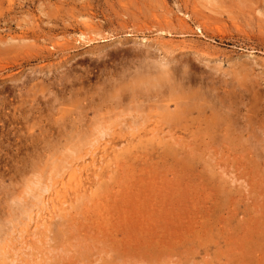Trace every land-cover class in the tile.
<instances>
[{"label": "rangeland", "instance_id": "1", "mask_svg": "<svg viewBox=\"0 0 264 264\" xmlns=\"http://www.w3.org/2000/svg\"><path fill=\"white\" fill-rule=\"evenodd\" d=\"M263 151L264 0H0V264H264Z\"/></svg>", "mask_w": 264, "mask_h": 264}, {"label": "bare ground", "instance_id": "2", "mask_svg": "<svg viewBox=\"0 0 264 264\" xmlns=\"http://www.w3.org/2000/svg\"><path fill=\"white\" fill-rule=\"evenodd\" d=\"M93 28V27H92ZM92 34V33H91ZM89 35V34H88ZM89 37V36H88ZM87 37V38H88ZM89 40V39H88ZM87 40V41H88ZM93 40V39H92ZM90 41V40H89ZM116 54V53H115ZM110 55V54H109ZM112 55V54H111ZM112 59V58H111ZM114 59V58H113ZM133 60H135V61H133ZM112 61V60H111ZM130 62H132L135 66H134V68H133V70H135V74L137 75V76H139V77H141L142 79H143V85H144V87L145 88H147V90H155V93H156V95L154 96V97H150V98H147V99H140L139 101H137V104L136 105H134L133 104V102H135L137 99L136 98H133L132 100H129V103H128V101H126L125 99L124 100H122V99H120L119 98V100H118V97H117V101L115 102L114 100L112 101V100H110V101H112V103H110V101H108V100H103L100 104H98V105H96V102H95V100H90V102H88L87 100V102H88V104H87V106L83 109V110H85V109H87V110H96L97 112L99 111V110H102L103 108H110V109H113V110H119L120 108L122 109V112H126V111H130L132 108V110H136L135 112H142V115H143V112H146V110H149V111H152V110H150V109H153L154 108V106H151V105H149V104H147V103H150L151 101H152V99H154V98H157L156 100L158 101V102H161V103H166V104H168V100H170V101H172V99H175V100H179V99H185L186 101H182V102H180V103H176V111H175V113H174V111H173V113H169V111L167 112V110H169V109H165L166 111H164V112H166V113H164V118H167L169 121L170 120H172V121H176V119L178 118V116H179V114L180 113H182L183 112V107L185 108V111L187 110V108L190 106V101H191V99H189L188 98V96H187V94H189V91H191V85L193 84L194 85V83H195V79L193 80L192 79V77H191V72H190V67H189V65L188 64H186V63H183V64H180V65H171V66H168V65H164V66H162V65H160V64H157V63H155L154 61H152V62H148V59L146 60H142V59H132V61H129V63ZM105 63V62H104ZM108 63V62H107ZM107 63H105V64H107ZM131 63V64H132ZM104 64V65H105ZM126 64V63H125ZM125 64H124V66H125ZM100 65V64H99ZM126 65H128V64H126ZM131 65L129 64L128 65V67H130ZM128 69V68H127ZM132 70V71H133ZM103 71V70H102ZM125 71V70H124ZM130 71H131V68H130ZM129 72V71H128ZM193 73V72H192ZM196 78V77H195ZM205 79V78H204ZM200 80V79H199ZM201 82V81H200ZM200 82H199V85H200ZM205 82V81H204ZM198 83V82H197ZM197 83H195V84H197ZM243 83V82H242ZM205 84V83H204ZM138 85V84H137ZM201 85H202V83H201ZM218 85V84H217ZM197 86V85H196ZM206 87H203L202 88V92L205 90V88H207L208 86H211V84H206L205 85ZM213 87H214V85H212ZM194 87H192V89H193ZM197 88H199V86L197 87ZM187 90H188V92H187ZM243 91V90H242ZM162 92L165 94V95H163L162 94ZM192 92V91H191ZM197 92H199V91H197ZM206 92V91H205ZM210 92V91H209ZM193 93V92H192ZM196 93V92H195ZM200 93V92H199ZM189 94V95H193V97H194V99L196 98V97H198V98H200L198 95H200V94ZM208 94V93H207ZM206 94V95H207ZM213 94V93H212ZM88 95V94H87ZM167 95V96H166ZM205 95V96H206ZM201 96V95H200ZM203 96H204V94H203ZM211 96V95H210ZM190 97V96H189ZM202 97V96H201ZM215 97V96H214ZM243 97V96H242ZM105 98V97H104ZM141 98V97H140ZM204 98V97H203ZM202 98V99H203ZM207 98V97H206ZM218 98V97H217ZM87 99V98H86ZM93 99V98H92ZM96 99V98H95ZM110 99V98H109ZM208 99V98H207ZM206 99V101H208ZM211 99H213L212 97H211ZM242 99V98H241ZM80 100H82V99H80ZM133 100H135V101H133ZM198 100V99H197ZM225 100V99H224ZM229 100H231V99H229ZM174 101V100H173ZM180 101V100H179ZM192 101H193V99H192ZM199 101V100H198ZM201 101V100H200ZM203 101V100H202ZM205 101V100H204ZM203 101V102H204ZM205 101V102H206ZM212 101H214V100H212ZM103 103V104H102ZM154 103H156V101L154 102ZM160 103V104H161ZM202 103V102H201ZM200 103V104H201ZM207 103V102H206ZM223 103L224 104H226V103H232L231 101L230 102H224L223 101ZM105 104V105H104ZM132 104L134 105V106H132ZM195 104V103H194ZM193 104V105H194ZM205 104V103H204ZM219 104V103H218ZM86 105V104H85ZM94 105V107H91V106H93ZM154 105V104H153ZM206 105V104H205ZM204 105V106H205ZM209 105V104H208ZM233 105V104H232ZM231 104H230V106H232ZM166 106V105H165ZM169 106V105H168ZM195 106V105H194ZM200 106V105H199ZM207 106V105H206ZM205 106V107H206ZM213 106V105H212ZM227 106V105H226ZM234 106V105H233ZM232 106V107H233ZM163 107V106H162ZM195 107H197V106H195ZM201 107V106H200ZM224 107V106H223ZM229 107V106H228ZM235 107V106H234ZM82 108V107H81ZM198 108V107H197ZM201 108H203V107H201ZM208 108V107H207ZM210 109H212L211 107H209ZM222 108V107H221ZM220 108V109H221ZM77 109V108H76ZM155 109V108H154ZM196 109V108H195ZM206 109V108H205ZM214 109H215V107H214ZM238 109V108H237ZM62 110V109H61ZM87 110H85V112L87 111ZM191 110V109H190ZM216 110H218L217 108H216ZM231 108H226V107H224L223 109H222V112L223 111H225L226 113H228V114H232V113H230L231 111ZM233 110H235L234 108H233ZM104 111V110H103ZM159 111V110H158ZM157 111V112H158ZM163 111V110H162ZM221 111V110H220ZM116 112V111H115ZM161 112V111H160ZM172 112V111H171ZM233 112V111H232ZM84 113V112H83ZM119 113V112H118ZM119 114H121V113H119ZM150 114V113H149ZM184 114V113H183ZM188 113H186V115H187ZM235 114V113H234ZM118 115V114H117ZM153 115V114H152ZM160 115V114H159ZM219 115V114H218ZM225 115V114H224ZM236 115V114H235ZM240 115V114H239ZM98 117L100 116V115H97ZM102 116V115H101ZM120 116V115H119ZM144 116V115H143ZM181 116V115H180ZM147 117V116H146ZM150 117V116H149ZM152 117V116H151ZM219 117V116H218ZM225 117L227 118V115H225ZM232 117H233V115H232ZM155 117H153L152 119H154ZM184 118V117H183ZM221 118H222V116H221ZM236 118V117H235ZM248 118V117H247ZM156 119V118H155ZM182 119V118H181ZM218 119H220V117L218 118ZM232 119V118H231ZM230 118L228 119L229 121L231 120ZM240 119V118H239ZM220 121V120H219ZM218 121V122H219ZM227 120H225V124H227L229 121H227ZM254 121V120H253ZM212 122V121H211ZM237 122V121H236ZM238 122H240L239 120H238ZM246 122V121H245ZM252 122V121H251ZM221 123V122H220ZM223 123H224V119H223ZM242 122H240V124H241ZM248 123H250V122H248ZM247 123V124H248ZM157 124V123H156ZM166 124V123H165ZM213 124V123H212ZM216 124H217V121H216ZM216 124H214L215 126H216ZM80 125V124H79ZM130 125V124H129ZM209 125H210V123H209ZM222 125H224V124H222ZM235 125V124H234ZM238 125V124H237ZM214 126V127H215ZM218 126V125H217ZM240 126V125H239ZM242 126V125H241ZM245 126V125H244ZM214 127H212V128H214ZM218 127H220V126H218ZM246 127H247V125H246ZM262 127V126H261ZM74 128V127H73ZM72 128V129H73ZM240 128V127H239ZM263 128V127H262ZM261 128V129H262ZM244 129V128H243ZM249 129V128H248ZM260 129V128H259ZM235 130V129H234ZM245 130V129H244ZM244 130H242V131H244ZM242 131H240L241 132V134H243L242 133ZM245 131H247V130H245ZM249 131V130H248ZM247 131V132H248ZM260 131V130H259ZM262 131V130H261ZM238 132V131H237ZM224 133V132H223ZM246 133V132H245ZM259 133V132H258ZM219 134V133H218ZM249 134H250V132H249ZM260 135V134H259ZM251 136V135H250ZM262 136V135H261ZM251 137H254L253 135L251 136ZM249 138V137H248ZM246 139V138H245ZM244 140V139H243ZM249 140V139H248ZM255 140V139H254ZM258 141V140H257ZM246 142V141H245ZM259 142V141H258ZM250 144V143H249ZM252 144V143H251ZM255 146V145H254ZM247 148H249V147H247ZM257 149V148H256ZM254 151H255V148L253 149ZM258 151H259V149H257ZM256 150V151H257ZM260 152V151H259ZM264 152V151H263ZM258 155V154H257ZM264 156V155H263ZM262 156V157H263ZM257 158V157H256ZM258 159V158H257ZM259 160V159H258ZM261 161V160H260Z\"/></svg>", "mask_w": 264, "mask_h": 264}]
</instances>
